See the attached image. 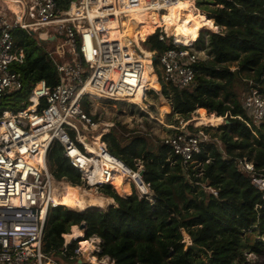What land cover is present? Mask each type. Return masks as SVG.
<instances>
[{"label":"trees","instance_id":"1","mask_svg":"<svg viewBox=\"0 0 264 264\" xmlns=\"http://www.w3.org/2000/svg\"><path fill=\"white\" fill-rule=\"evenodd\" d=\"M204 2L215 5L209 9L211 14L207 18L202 14L197 19L186 9H180L174 18L171 9H167L161 16L167 23L160 25L157 13H150L146 19L148 13L142 19L141 12L137 13L134 40L144 41L146 49L160 55L173 44L160 41L158 31L151 34L157 27L165 26L175 43L190 46L194 42V47L206 54L193 65L192 84L181 88L163 85L162 95L170 106L166 114L168 124L178 126L177 119L171 120L174 116L187 121L197 109L201 114L200 124L217 125L221 118L229 123L213 127L219 132L213 133L211 140L188 163L162 139L119 123L113 125L103 134L102 141L110 154L130 168L143 167L142 178L150 184L153 203L139 199L130 182L116 171L111 182L116 193L111 185L100 187L104 195L115 200V205L95 208L104 206L106 200L91 194L96 202L77 199L75 208L91 206L83 211L61 205L50 208L44 224L43 250L59 258L60 263L85 264L72 257L76 241L64 247V236L72 226L81 223L85 224V234L80 246L89 238H99L100 251L94 259L107 256L114 264H206L201 253L209 264H249L245 253L264 251V190L258 189L251 175L237 165L239 159L247 158L254 162L258 174L264 175V124H255L242 105L248 80L264 94V0ZM217 26L222 30L207 31L206 39L203 33L199 34L202 28L215 31ZM15 39L25 51V61L20 66L25 89L17 95V92L8 94L2 106L13 97L12 104L18 108L31 83L44 80L54 85L58 78L44 48L31 35L17 32ZM35 63L40 67L45 64L50 73L37 78L32 70ZM147 70L150 78L155 79L156 73L150 72L148 65ZM145 81L155 88L146 73ZM87 106L86 102V111ZM204 108L216 115H207ZM150 111L156 112L152 105ZM93 118L97 121L96 116ZM187 128L197 131L192 122ZM167 130L178 132L173 128ZM137 161L141 164H136ZM47 165L54 178L71 185L81 183L80 174L63 157L57 141L47 151ZM120 184L124 186L121 188ZM73 188L87 193L79 186ZM183 231L191 233L192 243L186 249Z\"/></svg>","mask_w":264,"mask_h":264},{"label":"built area","instance_id":"2","mask_svg":"<svg viewBox=\"0 0 264 264\" xmlns=\"http://www.w3.org/2000/svg\"><path fill=\"white\" fill-rule=\"evenodd\" d=\"M177 1L0 0V264H62L43 250L48 210L59 205L70 208L60 202L64 193V184H60L65 180L54 178L47 165V151L54 141L61 145L63 157L87 187H113L112 178L119 169L139 199L153 203L150 184L140 174L143 167L139 165L134 170L109 153L102 141L105 131L97 129L98 121L85 106L92 99L124 102L157 119L148 111L147 97L153 88H146L147 65L157 71L161 88L155 92L162 97L163 85L181 88L192 84L193 65L206 57H201L204 51L196 49L194 42L179 45L165 26L157 27L151 35L158 31L160 41L173 44L157 55L156 51L144 49L146 53L140 46L143 41L138 44L130 36L110 37L111 21L116 20L118 29L123 30V20L130 19L132 12L155 11L161 16L167 6ZM17 32L31 35L44 48L58 81L54 85L44 80L31 83L20 107L13 106V97L3 107L8 94L17 95L25 89L20 70L25 51L16 42ZM138 95L139 103L135 101ZM242 105L255 124H264V94L251 86V80L242 95ZM189 122L182 120L177 127L165 125L178 132L161 138L184 163L192 162L203 144L211 140L202 128L190 131ZM93 131L98 132L92 134ZM237 165L251 175L258 189L264 190V175L258 174L253 161L241 158ZM83 237L64 241V247ZM88 240L94 241L90 251L99 252L100 239ZM81 255L83 250L77 246L72 257L81 261ZM104 257L107 262L102 264H114Z\"/></svg>","mask_w":264,"mask_h":264},{"label":"rangeland","instance_id":"3","mask_svg":"<svg viewBox=\"0 0 264 264\" xmlns=\"http://www.w3.org/2000/svg\"><path fill=\"white\" fill-rule=\"evenodd\" d=\"M204 1H206V0H179L178 4L176 6H174V7L177 8L178 5L183 6L185 3H191L195 7L193 11L190 10V13H192L193 17H195L197 19H200L201 15L203 14L207 18V16H209L211 14L209 9L214 7L215 5L213 3H206ZM140 12H141L140 19H142V15L143 14L148 13L144 17V19H146L150 13H154L155 11H139L138 13H140ZM155 13H157V12H155ZM135 15L133 16L134 19H135ZM161 16L158 15L159 23L163 22L162 21L163 19H162ZM144 19H143V21H144ZM143 21H142V23H143ZM197 23H198V26H200L198 21H197ZM162 24H164V23H162ZM125 25H126V20H123V26L125 27ZM221 30H222L221 27H218V29L215 30V31L209 30V29H206V28H202L200 30L199 34L203 33V35H204V37L206 39L207 36H208L207 35V31L218 32V31H221ZM120 31H122V30H118L119 33H120ZM135 35L137 36L136 28L132 32V36H131V33L129 34V36H131V38L134 39ZM37 44H38V42H37ZM43 46L44 47H48L50 50L53 49V48H50L48 45L46 46L45 44ZM140 46L143 49L148 50V49L145 48L144 41L140 44ZM54 57L57 59V55L56 54H54ZM201 57H205V52L201 53ZM231 68L234 69V66H231ZM32 70H34V73L37 75V78L45 76V75L49 74L50 71H51V70H47V66L45 64H43V67H40V66H38V63H35L34 65H32ZM153 70H155L154 66L149 67V71L150 72H152ZM155 72H157V71H155ZM158 75H159V73H158ZM245 75H246V73H242V76H245ZM144 77H145V74H144ZM155 81H156V83L158 82L156 80V78H155ZM150 83H151V81H150ZM146 87L150 88L151 84L148 86V83L146 82ZM155 91H159V90L152 89L151 92L148 94V97H147L148 111H150V105H152L156 112H154V113H152L151 111L150 112L154 115V117H157V119L162 120L164 124L159 122L157 119L150 118V116L147 113H145V112H144V114H142L141 112H143V111L140 110L139 107H137V106L130 105V104H127V103H124V102H113V101L107 100V99H92L90 104H88V106H87L88 107V111L90 113H92L94 116L97 117V121L99 123V126H98L97 129L99 131H103L104 130L105 133H106L113 125L119 123L121 125H124L127 129H130V130H141L143 132L149 133L153 137L161 139L162 137H164L165 135L170 133L167 130L168 129L167 126H165V125H170V124H168L170 122L167 120L168 118L165 115V114L169 113V111H170L169 110V101L167 99H164V97H162L159 92L156 93ZM137 97L139 98L140 95H138ZM205 113L207 115L215 114V113H210L207 109H205ZM200 117H201V114H200V112H198V109H197L192 114V116H191V118L189 120L192 122L193 128L194 127H197V128H208V127H210L211 129H209L208 131L204 130L205 132L208 133L209 137H211V135L213 133L219 132V131L214 130L213 127H217L218 125L229 123V120L225 121V123H223V119L221 118V122L219 124H217V125H212L211 123L200 124L199 123L200 120H198ZM175 119L178 120L177 125L180 126V122L183 119L179 118L177 116H174L171 120L175 121ZM191 122H189V123H191ZM174 125H173L174 127H177L176 124H174ZM97 132L98 131H93L91 133L92 134H96ZM91 133H89V134H91ZM136 164H141V163H140V161H137ZM62 184L65 185V184H68V183L66 181H63V183H61L60 185H62ZM68 185H70L72 188H73V186H79L81 190H86L87 191L88 196L92 194V195H98V196L106 197L107 199L108 198L111 199V202L109 204L106 203L102 207L94 206L95 208L106 209L110 205H115L116 204L115 200L113 198L108 197V196L104 195L101 192L100 187H90L89 188L83 182H81L79 185H71V184H68ZM123 186H121V184H120L121 188ZM131 187L134 189V187L132 185H131ZM115 191H116V189H115ZM122 200H124V199H122ZM62 205H64V204H62ZM76 206H77V200L73 204V206H69L70 207L69 209H72V210H75V211H83V210L87 209L88 207H91V206L86 205L84 208L79 209V208H75ZM75 227L77 228L78 225L75 226ZM78 229H79V227H78ZM71 230H72V227H71ZM82 232H83V230H82ZM182 235H183L182 241L184 242V249H186V247L191 245V243H192V241H191V233L187 232V231H183ZM83 236H84V234H83ZM83 238H80L79 240L76 241V244H77L78 247H81L80 246V242H81L80 240L83 239ZM92 238H95V237H92ZM94 240L96 241V239H94ZM263 240H264V237H263ZM64 241H66L65 238H64ZM245 254H246L247 260L249 261V264H264V251L262 253H260V254H254L253 253L251 256L248 253H245ZM94 255H95V253H92L90 255V258L92 260H94V261H97V260L94 259ZM96 257H98V256H96ZM201 257L203 258V260L205 261L206 264H209L208 261H207V258L204 256V254L201 253ZM80 259L85 264H94L90 260L86 259V257L84 255H81ZM53 260L58 261L59 258L53 257Z\"/></svg>","mask_w":264,"mask_h":264},{"label":"bare ground","instance_id":"4","mask_svg":"<svg viewBox=\"0 0 264 264\" xmlns=\"http://www.w3.org/2000/svg\"><path fill=\"white\" fill-rule=\"evenodd\" d=\"M178 4V1L176 3H173L169 6L166 7V10L167 9H171L172 11V15L173 17H177V13L180 9H186L188 11H193L194 10V6L191 4V3H185L182 7H174ZM178 6H181V5H178ZM138 13V12H132L131 13V18L130 19H127L126 20V25L124 27V29L122 31H120V33L118 32V22L116 20L114 21H111L109 23V27H110V37L111 38H114V37H121V36H129L130 33L133 32L134 28H135V21H134V18L133 16ZM192 14V13H191ZM163 22L162 23H167V21L165 19L162 20ZM162 23H159L160 25H162ZM137 29V28H136ZM139 44V42H138ZM149 63V62H148ZM146 73L147 77L149 78L150 81H153L155 83V88L153 89H157L158 90V87H159V83L157 84L155 79H151L149 74H148V70H147V66L144 70V74ZM155 74V73H154ZM155 78L156 80L158 81V78L155 74ZM147 88V87H146ZM149 89V88H147ZM135 101L137 103H139L141 101V96L138 98L136 97ZM169 109H170V106H169ZM226 120H223V123H225ZM221 122V121H220ZM85 142L89 143L90 141L86 138L83 139ZM96 144H98V142H96ZM91 147V146H90ZM34 159L36 161H39V158L37 156L34 157ZM105 165H107L106 162H104ZM116 171H119V169H116ZM87 197V198H86ZM77 199H87L89 201H97V199L93 198L92 196H88L87 193H84L83 191H80V190H76L74 188H72L70 185L68 184H65L64 185V193L62 195V198H61V203L64 204V205H69V206H73V204L76 202ZM82 230L78 229V227L76 228L75 226H72V230L70 231V233L68 235H65L64 238L67 242L71 241L74 237H81L83 236L82 234ZM83 252H84V256L86 257V259L90 260L91 262H93L94 264H102V263H105L107 262V259L106 257H101V258H98L96 259L97 261H94L90 258V255L92 254V252L90 251V249H94V241L92 242L91 240H88L87 243H85L82 247H80ZM47 264H53L52 262H49Z\"/></svg>","mask_w":264,"mask_h":264},{"label":"water","instance_id":"5","mask_svg":"<svg viewBox=\"0 0 264 264\" xmlns=\"http://www.w3.org/2000/svg\"><path fill=\"white\" fill-rule=\"evenodd\" d=\"M140 174L143 175V170L140 171ZM78 227L79 229L83 230V234H85V224L81 223Z\"/></svg>","mask_w":264,"mask_h":264},{"label":"crops","instance_id":"6","mask_svg":"<svg viewBox=\"0 0 264 264\" xmlns=\"http://www.w3.org/2000/svg\"><path fill=\"white\" fill-rule=\"evenodd\" d=\"M103 198L106 200V203L109 204V203L111 202V201H109L110 198H108V199H107L106 197H103ZM110 200H111V199H110ZM106 203H105V204H106Z\"/></svg>","mask_w":264,"mask_h":264}]
</instances>
